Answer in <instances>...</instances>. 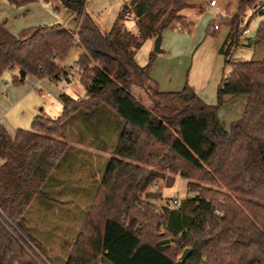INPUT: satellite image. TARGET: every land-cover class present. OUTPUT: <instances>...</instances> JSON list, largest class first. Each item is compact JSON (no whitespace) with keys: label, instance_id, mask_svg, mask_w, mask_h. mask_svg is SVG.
Segmentation results:
<instances>
[{"label":"trees","instance_id":"trees-1","mask_svg":"<svg viewBox=\"0 0 264 264\" xmlns=\"http://www.w3.org/2000/svg\"><path fill=\"white\" fill-rule=\"evenodd\" d=\"M8 1L17 7L51 2ZM59 1L75 17L76 29L54 22L15 34L0 22V79L10 70L20 84L24 70L70 81L61 60L79 46L84 87L80 99L60 95L63 111L57 118L39 113L30 129L19 128L14 136L0 124V264H264V58L227 57L232 70L218 85L217 104L204 101L188 83L162 91L150 75L158 54L152 51L141 66L137 51L173 18L180 30L192 28L180 10L193 0H132L124 12L135 15L136 33L121 22L124 13L104 32L86 10L87 0ZM248 8L250 21L259 13L258 0H239L226 43L243 35L247 26L241 27V15ZM262 39L264 20L257 34V41ZM143 79L153 84L152 107L131 89ZM240 94L248 95L244 113L227 127L219 107L226 96ZM103 105L120 114L113 116L122 129L81 229L62 251L52 252V245L27 225L29 209L38 199H53L47 184L68 149V131H74L69 121L95 114ZM157 166L185 177L195 194L154 208L147 197L164 176ZM186 248L192 252L180 262Z\"/></svg>","mask_w":264,"mask_h":264},{"label":"rangeland","instance_id":"rangeland-1","mask_svg":"<svg viewBox=\"0 0 264 264\" xmlns=\"http://www.w3.org/2000/svg\"><path fill=\"white\" fill-rule=\"evenodd\" d=\"M131 1L132 0H87L86 10L92 14L104 32L110 31L120 15L124 13L121 22H123L126 29L136 33L138 32V28L135 22V15L131 12H124V9L131 4ZM217 1L218 3L216 6H211V0H202L201 7L199 6L200 4L182 7L180 12L185 13L188 11V13H186L187 18L189 21L193 22L194 25L191 26L192 28L185 27L183 30H180L178 28L179 20L176 18L171 19L162 31V48L164 51L159 53L155 58V60H175L177 71L181 69V72L185 74V82L196 90L206 92L208 99L213 101L211 104L218 103V85L232 70L231 64L226 62L227 57L233 61H248L258 59L264 55V39L254 43V40H257L260 23L264 20V14L257 13L253 15L249 21V17L253 14V10L252 8H248L246 13L241 15L243 19L242 22L247 26L248 32H244L238 40L232 43H226L228 34L231 31L229 21L231 17L239 12V0ZM41 5L47 11H43ZM55 6H59L61 8L60 11H55L53 8ZM202 8L204 10H210L212 12L211 15L204 12ZM48 12L55 15V21L62 23L65 27L76 29L77 23L75 17L68 9L62 7L59 0H51V2L39 1L38 3L34 2L22 7H17L8 0H0V22L6 23V27L15 34H19L27 28H32L41 24H49ZM211 20L210 31H208ZM216 24L219 25L220 29H214ZM26 34H29V32ZM155 39L156 38L147 39L138 49L136 61L139 65L144 66L149 62L150 54L154 51ZM222 47L228 51L227 54L221 50ZM82 52L83 49L81 47L75 46L69 53V63L73 65L77 62L78 56ZM61 63L62 65L65 64L66 67L69 66L66 62V57L61 60ZM165 68L166 66L162 69ZM71 74L75 75V79L71 84H67V81L64 80V82H59V85H67V92L75 96H78L79 93L84 94V87L78 78L81 75L79 70L75 69ZM165 75L167 76L166 72L164 76H162V79L166 78ZM7 76H10L11 79ZM12 76L13 73L4 74L3 82L9 80L11 84H13ZM33 76V74H30L27 80L23 81L22 84H29ZM166 80L169 81V77L166 78ZM142 82L143 84L134 83L131 87L132 92L140 102L147 107H152L153 100L151 90L153 84L146 79H143ZM245 97L247 98L248 95L240 94L236 97L226 96L225 101L220 105L218 110L219 117L223 121H226L224 122L227 127H229L232 119H234L231 117V110L235 108L236 103ZM206 101L208 102L207 99ZM103 108L108 107L103 105ZM20 110L19 107L15 112ZM62 111L57 116L52 117H59ZM113 112L116 114L115 116H117V118L120 116L116 111ZM102 115L101 111H96L95 114H89L82 118H72L68 123V129L73 127L77 128L81 134L92 128L97 129V124L100 122ZM18 117L14 118L13 116H9L15 128H22V125L28 127L25 129H30L32 127L33 119L28 123H24L22 122V115ZM93 124L94 126H92ZM116 128H118L117 121ZM157 170L164 176L153 183L147 197L150 198L154 204V208L157 210H161L164 206L175 205V199L180 202L184 198L195 194V192H192L188 188V180L185 177L170 172L166 167L157 166ZM146 194L147 193H142L140 197L146 198ZM37 202L39 201H36V205L38 204ZM46 203L52 206V208L49 210V216L41 217L39 224L42 228L47 226L52 228V232L50 233L55 237V240H51L53 242L48 245H52V250L60 252L67 244H70L74 233H78L79 230H77L78 226L76 224L68 225L63 222L61 217H58L57 210L54 207L61 208L63 205L68 206L71 204L74 206H79L81 204L82 206L83 203L77 201L73 203H56L50 200L46 201ZM38 208L43 209L41 207ZM44 245L43 243L42 246ZM174 246L182 248L180 244H174ZM44 247L43 249H45V252L47 250V252L51 251L48 246L45 245Z\"/></svg>","mask_w":264,"mask_h":264},{"label":"crops","instance_id":"crops-1","mask_svg":"<svg viewBox=\"0 0 264 264\" xmlns=\"http://www.w3.org/2000/svg\"><path fill=\"white\" fill-rule=\"evenodd\" d=\"M201 3L202 0H193L190 6L200 4L199 6L201 7ZM42 10L47 11L43 7ZM202 10L208 13V15L212 13L210 10H204L203 8ZM186 13H188V11L183 14L187 16ZM48 15V19L50 20L49 23L57 22L55 21L56 17L54 14L48 12ZM256 42L257 40L254 43ZM68 56L69 54L66 56V62L71 65L68 61ZM262 58H264V55L258 59ZM164 66H166V68L162 69ZM165 72L167 73V76L165 75L166 78L169 77L170 79L169 81H167L166 78L162 79ZM11 73L12 71L9 70L4 74ZM150 75L153 80L156 81L157 87L162 91L181 90L186 84L185 74L181 72V69L177 71L175 60H155ZM29 76L30 74L26 73L22 78L26 81ZM7 77L11 79L10 76ZM78 78L80 81V76ZM74 79L75 75L71 74L70 81H65H67V84H71ZM4 82L2 76L0 79V124L4 125L12 136H14L21 127L15 128L9 116L17 118L19 115H22V122L28 123L39 113H45L54 117L63 110V102L60 95L63 92H67V85L60 86L59 82H64V79L51 80L50 78H38L33 76L29 84L23 85L22 83H13L9 88L4 87ZM195 91L204 101L207 99L210 104L211 102L213 103V101L211 99L209 100L206 96V92L196 89ZM70 94L77 99L84 96V94L81 93H79L78 96L72 93ZM247 101L248 97H245L236 103L235 108L231 110V117L234 118L232 122L242 117ZM19 107L21 110L15 112ZM98 111H101L103 115L100 118L97 129L92 128L86 130L81 135L78 134L77 128L74 127V131H68L70 136L69 139H67L69 143L68 149L59 161L47 184V190L51 192L53 196V199H51L52 202L73 203L77 201L83 203L82 206L81 204L79 206L71 204L68 206L63 205L61 208L54 207L57 210L58 217H61V220L68 225L76 224L78 226L77 230L81 229L88 211L91 208L95 195L99 189L102 176L112 157L111 150L114 143L117 141L119 129L121 128V126H119L121 122H117L118 128H116V122H114L116 118H114V114L109 112L108 108L100 107ZM22 128L28 127L22 125ZM3 163L4 160L0 158V166ZM38 201L37 205L35 201L29 209L27 225L37 237L47 244H50L53 242L51 240H55V237L50 233L52 232V228L48 226L44 228L40 227L39 221L42 216H49V210L52 206L46 203L48 200L43 198L38 199ZM76 234L77 233H74L73 239H75ZM54 251L55 250H52V252Z\"/></svg>","mask_w":264,"mask_h":264},{"label":"built area","instance_id":"built-area-1","mask_svg":"<svg viewBox=\"0 0 264 264\" xmlns=\"http://www.w3.org/2000/svg\"><path fill=\"white\" fill-rule=\"evenodd\" d=\"M217 3H218L217 0H211V6H216ZM257 10H258L259 13H260L261 11L264 12V0H258V8H257ZM244 26H245V25L242 23V24H241V27H244ZM181 28H182V27L179 26V29H181ZM214 28H215L216 30H218V29H219V25L216 24V25L214 26ZM244 32H248V28H246ZM77 41H79L78 38H77ZM63 65L65 66V64H63ZM80 67H81V66H80V63L76 62V63H74L73 65H69L67 68L69 69V72L72 73L75 69H76V70H79ZM10 86H11V82H10V81L7 80V81L4 82V87H5V88H9ZM177 203H178V200L175 199V200H174V204H177Z\"/></svg>","mask_w":264,"mask_h":264},{"label":"water","instance_id":"water-1","mask_svg":"<svg viewBox=\"0 0 264 264\" xmlns=\"http://www.w3.org/2000/svg\"><path fill=\"white\" fill-rule=\"evenodd\" d=\"M260 13H261V14H264L263 11H261ZM162 40H163V36H162V33H160V34L156 37V39H155L154 51H155L157 54L162 53V52L164 51V49L162 48ZM255 41H256V40H254V42H255ZM20 74H21V76L23 77V76H25L26 72H25L24 70H21V71H20ZM191 252H192V249H191V248H186V249L183 251V253H182V255H181L179 261H180V262H184V261L188 258V256L190 255Z\"/></svg>","mask_w":264,"mask_h":264}]
</instances>
